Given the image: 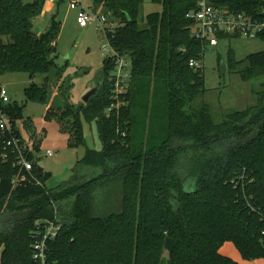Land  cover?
I'll list each match as a JSON object with an SVG mask.
<instances>
[{
  "label": "trees",
  "instance_id": "16d2710c",
  "mask_svg": "<svg viewBox=\"0 0 264 264\" xmlns=\"http://www.w3.org/2000/svg\"><path fill=\"white\" fill-rule=\"evenodd\" d=\"M197 1L151 0L160 11L146 14L141 27L143 0H92L114 23L106 30L108 45L131 64L128 91L106 113L114 101L112 59L104 56L95 92L73 106L55 63L59 22L52 16L44 32L31 30L44 0H0V74L26 73L24 102L43 104V118L58 123L68 145L85 147L70 180L47 188L48 172L35 157L25 153L28 173L10 146L20 136L15 125L24 103L0 99V116L9 122L0 129V219L8 217L4 225L0 220V264H40L31 244L44 220L58 225L44 264H241L219 252L225 242L242 259H264V50L239 60L228 54L227 67L243 81H262L252 90L254 105L214 123L208 105L194 103L205 92L202 68L188 65L206 49L185 16ZM208 2L264 26V0ZM256 38L264 42V27ZM53 68L56 97L48 89ZM81 118L95 123L99 149L85 146ZM30 139L37 150L35 135Z\"/></svg>",
  "mask_w": 264,
  "mask_h": 264
},
{
  "label": "rangeland",
  "instance_id": "374dc122",
  "mask_svg": "<svg viewBox=\"0 0 264 264\" xmlns=\"http://www.w3.org/2000/svg\"><path fill=\"white\" fill-rule=\"evenodd\" d=\"M52 1L53 4H51ZM69 1L45 0L43 11L31 20V30L36 35L44 32L52 16H55V20L59 22V31L55 41L57 54L55 63L61 68L63 82L70 84L66 86L69 102L77 106L83 102V96L95 87L100 78L102 60L108 52L104 50L107 40L103 31L94 23L79 27L75 20L76 9L69 7ZM77 1L79 7L104 12L102 6H93L92 0ZM160 8V5L151 0H143L138 16L139 25L144 26L146 14L160 11ZM260 50H264V42L257 38L220 39L215 46L206 47L204 50L200 65L205 92L194 103L207 104L214 123H219L226 112L254 105L256 96L253 91L259 89V83L262 81V78L243 81L237 72L227 67L228 54H232L235 59L239 60L249 53ZM54 71L53 68L48 74V89L51 97L60 95L57 86L59 83L55 80L57 73ZM42 79L43 75L36 74L33 81L41 84ZM29 82L30 79L24 72L0 74V85L7 89L10 101L18 104L24 103L23 118L17 120L15 125L20 135L19 141L26 148V153L28 155L31 153L35 157L36 165L48 172V177L45 179L46 187L54 188L70 180L73 173L71 169L76 160L82 156L85 147L68 145V136L61 130L58 123L43 118L45 112L43 104L31 100L24 102L23 90ZM139 109L138 103L135 115ZM81 122L85 146L99 149L101 143L95 123L85 122L82 118ZM140 130L143 131V128ZM31 134L35 135L37 150L32 147ZM46 150H50L52 155L47 156ZM0 220L4 225L8 217L3 216ZM227 249L237 253L229 244Z\"/></svg>",
  "mask_w": 264,
  "mask_h": 264
},
{
  "label": "built area",
  "instance_id": "2783aa9c",
  "mask_svg": "<svg viewBox=\"0 0 264 264\" xmlns=\"http://www.w3.org/2000/svg\"><path fill=\"white\" fill-rule=\"evenodd\" d=\"M69 7L76 9L75 20L79 27H86L88 24L94 23L97 28L103 31L114 26V23L108 20L105 12H95L79 7L77 0H70ZM186 18L191 20L189 25L191 36L204 43L206 47L215 46L218 42L219 35L237 36V38L254 39L263 30V23L252 18L250 15L243 12H233L226 7H215L208 0H198L197 8L185 14ZM112 59L113 67L109 72L108 81L111 83L113 100L109 107L105 109L106 113L113 107H118L120 104L119 96L126 93L130 86L131 80V64L128 59L122 55L116 54L108 45L104 48ZM188 65L194 69L200 67V62L195 59H190ZM0 99L3 103L10 101L7 89L0 85ZM9 128V122L6 116H0V129ZM12 152L15 153L16 164L30 173L32 163L25 157L26 148L21 145L18 137H13L10 145ZM46 155H52L50 150H46ZM25 174H22L20 179H23ZM33 181L37 185H42L37 177H33ZM14 177L13 181H16ZM42 227H38L36 236L31 244L32 258L44 264L47 241L52 240L57 235L58 225L56 221L44 220L39 221Z\"/></svg>",
  "mask_w": 264,
  "mask_h": 264
},
{
  "label": "crops",
  "instance_id": "0c3cea01",
  "mask_svg": "<svg viewBox=\"0 0 264 264\" xmlns=\"http://www.w3.org/2000/svg\"><path fill=\"white\" fill-rule=\"evenodd\" d=\"M44 3H45V0H44ZM44 3H43V8H42V11L44 9ZM51 4H53V1L51 2ZM221 39H227V38H221ZM241 39V38H240ZM220 40V39H218ZM46 108V107H45ZM83 155V154H82ZM43 170V169H42ZM228 244L234 248V250H236V248L233 246V244L231 242H225L223 243V245L220 247L219 249V252L224 254V255H227L237 261H239L241 264H264V259H254V260H245V259H242L241 256L239 255L238 251L236 250L237 253H235L233 250L230 252V250L227 249V246ZM231 253V254H229ZM239 257V258H238ZM240 259V260H239Z\"/></svg>",
  "mask_w": 264,
  "mask_h": 264
},
{
  "label": "water",
  "instance_id": "95a60500",
  "mask_svg": "<svg viewBox=\"0 0 264 264\" xmlns=\"http://www.w3.org/2000/svg\"><path fill=\"white\" fill-rule=\"evenodd\" d=\"M95 92V87L91 88L84 96H83V102L85 103L88 98ZM40 170H42L41 167H39Z\"/></svg>",
  "mask_w": 264,
  "mask_h": 264
}]
</instances>
